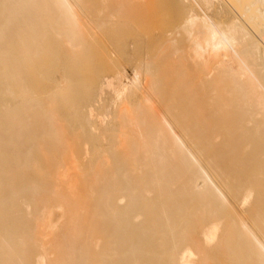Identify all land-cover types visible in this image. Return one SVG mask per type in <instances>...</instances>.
Returning <instances> with one entry per match:
<instances>
[{
    "label": "bare ground",
    "instance_id": "bare-ground-1",
    "mask_svg": "<svg viewBox=\"0 0 264 264\" xmlns=\"http://www.w3.org/2000/svg\"><path fill=\"white\" fill-rule=\"evenodd\" d=\"M145 1L0 0V264H264V0Z\"/></svg>",
    "mask_w": 264,
    "mask_h": 264
},
{
    "label": "rangeland",
    "instance_id": "rangeland-1",
    "mask_svg": "<svg viewBox=\"0 0 264 264\" xmlns=\"http://www.w3.org/2000/svg\"><path fill=\"white\" fill-rule=\"evenodd\" d=\"M143 1H144V0H142V2H143ZM150 1H151V0H146L145 2H146V3H149ZM145 2H144V3H145ZM147 21H148V23H149V21H150V23L148 24ZM147 21H146L147 26H148V25H151V20L149 19V20H147ZM136 41H139V39L136 38ZM126 44H127L128 49H130V48H131V45H132L131 41H129V42L126 43ZM105 49H106V52H108V54H109L111 57L115 56V59H114V57H113V59L115 60L117 66L121 67V65H123V66H122V69H121V68H120V69L123 70L124 73H126V74H131V71H132V63L129 62V61H125V58L121 56V54L123 53V50H121V49L118 47V45H116V44H112V43H109V44L106 45ZM100 50H102V52L105 51L104 49H101V48H100ZM111 51H112L113 53H111ZM101 54H102L101 51H98V52H97V55H98L97 61L102 62V57H101L102 55H101ZM112 55H113V56H112ZM119 61H120V62H119ZM118 62H119V63H118ZM121 63H123V64H121ZM118 64H119V65H118ZM108 72H109L108 74H109L110 77H111V75L113 76L114 73H112V71H108ZM108 74H107V75H108Z\"/></svg>",
    "mask_w": 264,
    "mask_h": 264
}]
</instances>
